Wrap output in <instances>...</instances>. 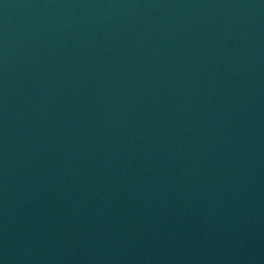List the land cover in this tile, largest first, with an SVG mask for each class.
<instances>
[{"label":"water","instance_id":"1","mask_svg":"<svg viewBox=\"0 0 264 264\" xmlns=\"http://www.w3.org/2000/svg\"><path fill=\"white\" fill-rule=\"evenodd\" d=\"M0 264H264V0H0Z\"/></svg>","mask_w":264,"mask_h":264}]
</instances>
